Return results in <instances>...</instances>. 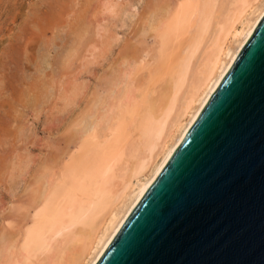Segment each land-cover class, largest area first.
Returning a JSON list of instances; mask_svg holds the SVG:
<instances>
[{"label": "bare ground", "instance_id": "6f19581e", "mask_svg": "<svg viewBox=\"0 0 264 264\" xmlns=\"http://www.w3.org/2000/svg\"><path fill=\"white\" fill-rule=\"evenodd\" d=\"M115 5L109 8L117 12ZM142 8L101 91L82 107L63 145L36 165L27 198L12 202L20 204L11 217L17 224L0 227V264H94L264 13V0H146ZM79 28L76 46L89 33ZM115 38L109 31L100 51ZM44 85L36 108L53 98L51 84ZM78 88L73 98L62 93L64 104L79 97ZM24 169L15 166L11 181Z\"/></svg>", "mask_w": 264, "mask_h": 264}, {"label": "water", "instance_id": "95a60500", "mask_svg": "<svg viewBox=\"0 0 264 264\" xmlns=\"http://www.w3.org/2000/svg\"><path fill=\"white\" fill-rule=\"evenodd\" d=\"M94 264H264V13Z\"/></svg>", "mask_w": 264, "mask_h": 264}, {"label": "rangeland", "instance_id": "374dc122", "mask_svg": "<svg viewBox=\"0 0 264 264\" xmlns=\"http://www.w3.org/2000/svg\"><path fill=\"white\" fill-rule=\"evenodd\" d=\"M144 3L146 0H0V227L16 226L17 219L11 217L20 204L12 202L27 198L26 183L36 165L63 145L87 101L101 91L102 75L122 43L131 37ZM111 4L121 8L116 7L114 12ZM83 25L89 33L77 47L76 38ZM109 31L116 37L114 47L100 51ZM73 47L78 50L76 55L62 66V59ZM98 51L103 53L98 55ZM42 72L44 77L40 76ZM43 83L51 84L53 98L36 108ZM74 86L82 90H78L82 95L78 93L77 102L66 105L62 93L71 97ZM17 165L25 168V177L12 182ZM6 188H11V193ZM6 215L10 218L3 222Z\"/></svg>", "mask_w": 264, "mask_h": 264}]
</instances>
